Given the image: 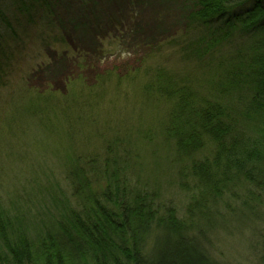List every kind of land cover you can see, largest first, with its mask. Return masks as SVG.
<instances>
[{
  "label": "trees",
  "instance_id": "1",
  "mask_svg": "<svg viewBox=\"0 0 264 264\" xmlns=\"http://www.w3.org/2000/svg\"><path fill=\"white\" fill-rule=\"evenodd\" d=\"M33 3L50 9L46 0H0V83L2 57L10 61L3 45L19 41L20 29L29 33V21H36ZM195 23L204 33L184 46V57L202 62L208 52L220 55L209 94L202 96L176 78L166 80L161 71L157 86H142L163 106L164 135L174 143L169 176L190 194L185 215L167 204L159 168L146 160L153 131L141 135L145 146L114 137L104 147L102 132L97 135L101 146L94 150L72 145L77 136H71L65 154H59L60 172L44 163L29 165L26 154L10 150L9 168L16 169L4 172L8 186L0 184V264H221L194 234L203 220L206 225L211 220L206 201L243 189L239 198L251 211L254 201L264 206V0H198L187 29L198 28ZM113 76L84 89L86 98L91 95V124L108 120L101 98ZM123 81H117L118 94ZM8 95L0 135L11 132L17 140L32 132L28 152L30 143L56 152L53 137L59 141L63 132L69 134L67 125L73 130L77 125L70 115L72 99L39 94L26 101L15 89ZM138 100L143 103L140 95Z\"/></svg>",
  "mask_w": 264,
  "mask_h": 264
},
{
  "label": "rangeland",
  "instance_id": "2",
  "mask_svg": "<svg viewBox=\"0 0 264 264\" xmlns=\"http://www.w3.org/2000/svg\"><path fill=\"white\" fill-rule=\"evenodd\" d=\"M74 1L72 7V0H46L50 3L49 10L33 3L31 7L36 21H29V33L25 35L20 29L19 41L12 40L3 45L10 61L2 57L5 78L0 83V113L9 112L4 102L9 92L15 89L26 101L39 94L46 98L74 100L70 115L77 125L74 130L73 125H67L69 134L63 132L59 140L61 144L58 145L59 141L56 138L54 141L53 137L56 152L47 149V144L36 149L35 143H30L31 151L28 152V134L32 132L26 131L24 137L17 140L13 139L11 132H3L6 137L0 135V184L8 186V179L3 176L5 171L12 169L9 168L13 163L8 158L10 150L26 154L24 160L29 165L44 163L43 166L57 168L60 172L63 167L60 166L59 154H65L71 136H77L72 145L94 150L101 146L97 135L102 132L104 147L114 137L126 141L132 138L133 143L145 146L147 141L141 135L153 131V147L147 149L146 160L154 169L159 168L162 192L170 200L167 204L174 207L180 216L185 215L190 194L179 188L173 175L169 176L172 173L174 143L164 135L163 106L157 105L155 97L149 96L142 88L145 83L157 86L160 78L156 77L161 71L166 72L163 75L166 80L176 78L177 82L184 86L189 84L202 96L209 94L219 74L220 55L208 52L202 62L196 57H184V46L198 40L204 33V27L197 23L193 25L198 28L191 27L190 31L186 27L188 15L196 8L198 0ZM23 20L26 22V17ZM114 74V81L108 82L110 86L103 85L101 98L103 117L108 120L102 124H91L90 118L95 117L88 109L91 95L86 98L84 89L87 85L88 88L99 86L101 77L104 80ZM121 77L124 81L120 92L125 91L124 95L118 94L116 88ZM139 95L143 103L138 100ZM84 104L87 107L81 110ZM86 116L89 120L84 119ZM158 116L163 123H149ZM0 126L6 127L1 121ZM52 127L55 128L54 123ZM88 135L92 137L85 144ZM10 141L15 145H5ZM14 180L16 178L11 181ZM231 194L206 201L211 220L208 225L203 220L204 226L196 227L194 234L198 235L207 253L221 264H262L264 206L260 207L259 202L254 201L252 207L255 211H251L249 205L246 206L239 198L244 195L243 189L238 194L237 191Z\"/></svg>",
  "mask_w": 264,
  "mask_h": 264
}]
</instances>
